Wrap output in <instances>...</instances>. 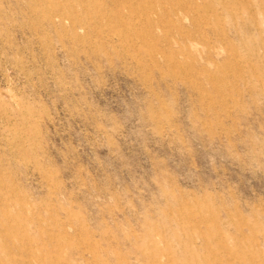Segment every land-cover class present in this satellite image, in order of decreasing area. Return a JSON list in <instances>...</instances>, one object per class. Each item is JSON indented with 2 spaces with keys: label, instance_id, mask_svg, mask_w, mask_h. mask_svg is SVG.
Instances as JSON below:
<instances>
[{
  "label": "rangeland",
  "instance_id": "1",
  "mask_svg": "<svg viewBox=\"0 0 264 264\" xmlns=\"http://www.w3.org/2000/svg\"><path fill=\"white\" fill-rule=\"evenodd\" d=\"M0 264H264V0H0Z\"/></svg>",
  "mask_w": 264,
  "mask_h": 264
}]
</instances>
